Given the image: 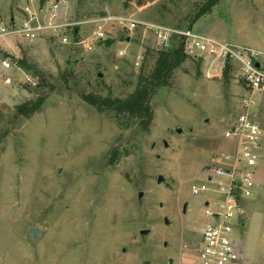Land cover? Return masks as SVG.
I'll use <instances>...</instances> for the list:
<instances>
[{
	"label": "rangeland",
	"instance_id": "1",
	"mask_svg": "<svg viewBox=\"0 0 264 264\" xmlns=\"http://www.w3.org/2000/svg\"><path fill=\"white\" fill-rule=\"evenodd\" d=\"M204 1L58 0L62 22L84 24L110 13L178 29H188ZM45 2L38 0L37 6ZM35 6L29 0H0V25L28 18L25 8L34 11ZM92 29L91 24L80 25L78 37ZM191 30L264 51V0H221ZM108 35L110 45L106 40L75 45L70 31L64 47L46 35L33 42L12 36L0 40V59H9L15 45L12 64L24 58L47 82L38 88L32 69L24 71L23 80L0 83V264L195 260L192 245L201 244L209 222L202 201L215 196L210 191L194 196L191 186L202 183L214 160L233 147L223 133L241 97V84L234 72L225 78L226 69L207 77L208 64L187 57L170 85L154 94L148 130L122 128L81 94L127 96L141 66H152L148 57L136 67L137 53L145 58L155 45L147 32L113 28ZM119 50L126 56L119 57ZM40 99L42 105L30 117L16 113L21 104ZM258 121L264 134V111ZM158 175L164 178L161 184ZM253 179L252 197L240 200L239 264H264V139ZM215 207L213 200L210 209ZM30 228L38 230L35 241ZM141 230L149 232L141 236ZM185 236L189 247L180 258Z\"/></svg>",
	"mask_w": 264,
	"mask_h": 264
},
{
	"label": "built area",
	"instance_id": "2",
	"mask_svg": "<svg viewBox=\"0 0 264 264\" xmlns=\"http://www.w3.org/2000/svg\"><path fill=\"white\" fill-rule=\"evenodd\" d=\"M37 1L29 0L30 4L36 3V6ZM45 1L43 7L37 6L34 11L26 7L25 11L30 15L28 18L22 17L18 23L12 21L0 25V40L12 36L31 42L46 35L57 39L59 45L64 47L69 44V31L76 39L74 44L82 45L84 42L92 44L107 40L109 31L120 28L122 32H147L155 45L153 49L167 50L174 42H181L188 58L201 59L208 64L207 77L227 66L229 72H234L241 84L242 94L235 109L228 114V126L223 133L233 147L214 160L212 171L207 173L202 183L191 186V193L199 196L210 191L215 196L214 199L208 197L202 201L204 215L209 222L202 229L201 244L194 247L193 264H239L241 248L237 226L243 214L240 200L250 199L253 195L256 185L253 176L264 139L258 121L261 111H264V51L222 42L191 29L172 28L110 13L84 22L91 24L93 29L91 34L80 39L79 30H75V27L84 25L83 22H62L58 0ZM127 38L129 41L131 34L128 33ZM87 49L91 50V45ZM118 55L124 57L126 51L119 50ZM143 55L137 53L136 67L142 64ZM11 67L10 59L0 60V71ZM213 200L216 207L210 209Z\"/></svg>",
	"mask_w": 264,
	"mask_h": 264
},
{
	"label": "trees",
	"instance_id": "3",
	"mask_svg": "<svg viewBox=\"0 0 264 264\" xmlns=\"http://www.w3.org/2000/svg\"><path fill=\"white\" fill-rule=\"evenodd\" d=\"M221 0H205L192 17L188 29H192V24L203 15L212 11V9ZM75 27V30H78ZM76 36V35H75ZM126 40V38H125ZM111 40H106L105 44L110 45ZM10 57V56H9ZM150 57L152 66L146 68L141 66L138 71L134 90L124 97L102 96L97 93H82L81 99L98 113L110 115L122 128H128L131 125L139 127L141 131H147L152 120L153 111L151 100L157 90L161 87H168L171 83L174 71L187 59L184 54L183 45L180 42H174L167 50H146L145 58ZM18 67L25 71L34 69L27 61L22 58L16 61ZM225 78L228 79V71L225 68ZM32 77L38 78V88L47 87V82L38 70H32ZM28 88V86H26ZM42 99L29 101L16 108V113L25 117H30L42 105Z\"/></svg>",
	"mask_w": 264,
	"mask_h": 264
},
{
	"label": "crops",
	"instance_id": "4",
	"mask_svg": "<svg viewBox=\"0 0 264 264\" xmlns=\"http://www.w3.org/2000/svg\"><path fill=\"white\" fill-rule=\"evenodd\" d=\"M35 6V5H34ZM35 8H36V6H35ZM15 20V18H10L9 19V23H11L12 21H14ZM13 38H16V37H13ZM50 38V37H49ZM16 39H18V37L16 38ZM20 39V38H19ZM40 39H42V37L41 38H39V39H36V40H40ZM36 40H34V41H36ZM17 41H19V42H30V41H26V40H17ZM31 42H33V41H31ZM15 45H13L12 46V50H13V52H12V54H11V56L9 57V59L12 61V60H14L13 59V57H15L14 55H15V47H14ZM1 51V50H0ZM8 53V52H7ZM9 54V53H8ZM16 58V57H15ZM5 59V58H4ZM0 60H2V59H0ZM17 61V60H16ZM14 63L16 64V65H14ZM25 70H23V69H21L20 67H18V65H17V63L16 62H13V64H12V67H11V69H9V70H1L0 72V74L2 75L1 77H0V83L1 84H3V85H7V84H11L12 83V78H14L15 80H23L24 79V77H27V75L25 74V72H24Z\"/></svg>",
	"mask_w": 264,
	"mask_h": 264
},
{
	"label": "water",
	"instance_id": "5",
	"mask_svg": "<svg viewBox=\"0 0 264 264\" xmlns=\"http://www.w3.org/2000/svg\"><path fill=\"white\" fill-rule=\"evenodd\" d=\"M126 41H128V38H127ZM98 77L101 78L102 77V73H98ZM178 131H180V130H178ZM156 182H157V184L163 183L164 182L163 176L162 175H158ZM142 196H143V192H139L138 193V199L141 200ZM160 207H162V204L161 203H160ZM185 208H186V205L184 204L183 211H185ZM163 223H164L165 226H168L169 225V220L166 217H164L163 218ZM29 232H30V234L32 236V239L35 241L36 240L37 233H38V230L35 229V228H30L29 229ZM148 232H149L148 230H141L140 231V235L141 236L147 235ZM164 245H166V243ZM168 264H173V262H172L171 259L169 260Z\"/></svg>",
	"mask_w": 264,
	"mask_h": 264
},
{
	"label": "flooded vegetation",
	"instance_id": "6",
	"mask_svg": "<svg viewBox=\"0 0 264 264\" xmlns=\"http://www.w3.org/2000/svg\"><path fill=\"white\" fill-rule=\"evenodd\" d=\"M193 195V194H192ZM185 205H186V208H185V211H183V214H185L186 213V209H187V203H184ZM184 204H183V206H184ZM190 232H196V233H198V231H197V229H191V230H189ZM186 235H189V233H187ZM188 237H186L185 236V239H184V243L182 244V249H181V251L178 253V255H179V257L181 258L182 257V255L185 253V250L189 247V245H188ZM165 243H163V246L164 247H167V243H166V245H164ZM197 244L196 243H194V245H192V247H193V251H194V247L196 246ZM171 258H168V262H169V260H170ZM172 260V262H173V264H174V260L173 259H171Z\"/></svg>",
	"mask_w": 264,
	"mask_h": 264
}]
</instances>
